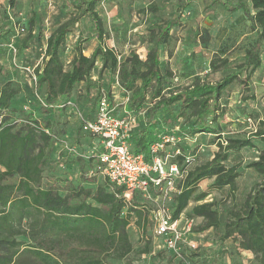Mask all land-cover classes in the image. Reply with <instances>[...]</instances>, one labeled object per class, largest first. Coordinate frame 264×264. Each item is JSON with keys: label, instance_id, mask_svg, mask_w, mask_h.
Returning a JSON list of instances; mask_svg holds the SVG:
<instances>
[{"label": "trees", "instance_id": "1", "mask_svg": "<svg viewBox=\"0 0 264 264\" xmlns=\"http://www.w3.org/2000/svg\"><path fill=\"white\" fill-rule=\"evenodd\" d=\"M97 2L72 0L73 13L45 38L40 62L34 66L22 64V69L32 68L36 77L32 81L28 75L34 84L32 96L39 118L25 113L16 103L21 84L5 78L4 66L0 63V264H134L127 227L132 216L136 217L137 224L147 219L152 210L147 199L138 191L126 198L125 188L106 178L104 182L87 183L84 168L90 162L93 164L95 156L89 154L83 160L69 155L68 149L61 145L69 136L66 129L56 127L51 117L41 116L65 105L78 85H83L84 91L97 87L104 72L112 77L111 86L96 88L94 105L85 110L84 117L93 118L101 90L113 103L111 88L114 87L123 97L128 96L120 115L129 113L133 117L128 142L134 152L148 157L150 145L158 136L168 134L180 138L177 146L181 152L172 161L185 176L172 196L171 217L178 219L191 206L188 216L203 220L198 230L212 228L217 234V240H213L215 245L232 243L230 248H218L201 262L226 264L222 258L229 250V255L236 256L250 252L255 264H264V149L246 164L260 180L241 203H233L226 210L225 219L221 220L214 202H199L225 187L228 197L234 201L235 182L241 171L237 164H228L230 157L244 148L257 147V141H264V122L247 135L225 136L218 123L222 116V93L238 79V72L228 73L215 82L196 79L173 89V74L162 63V53L178 18L161 20L149 31L146 40L142 37L148 44L143 57L136 51L122 55L106 44L110 32L96 9ZM210 3L220 5L230 14L239 11L249 31L255 34L254 40L244 48L240 64L245 70L241 83L246 85L251 73L261 64L264 0H211ZM149 11H157L156 3H150L145 13ZM186 11L189 10L183 14ZM86 16L92 22L97 43L86 55L78 39L65 65L62 54L67 51L66 36ZM25 31L30 35L31 30L23 22L13 30L1 25L0 49L10 54L7 44L14 42L15 34ZM42 40L43 36L38 33L39 48ZM16 48L19 59L20 49ZM95 70L97 76L93 79ZM139 115H143V123L137 118ZM173 116L183 118L179 126L176 122L172 127L164 122L170 123ZM75 131L76 134L81 131L91 145L93 138L82 129V122ZM201 134L211 135L209 144H214L216 150L204 163L188 168L194 153L184 152L181 143L192 142ZM185 157H189V162H185ZM62 164L70 167L71 175L60 172ZM204 180H209V184L200 190ZM205 249L208 252L210 248ZM136 252L138 256L150 254L149 242Z\"/></svg>", "mask_w": 264, "mask_h": 264}, {"label": "rangeland", "instance_id": "2", "mask_svg": "<svg viewBox=\"0 0 264 264\" xmlns=\"http://www.w3.org/2000/svg\"><path fill=\"white\" fill-rule=\"evenodd\" d=\"M71 1L0 0V26L5 25L7 30H13L18 23L23 22L28 30H31V37L25 31L22 34H15L13 38L15 45L20 49V58H17L18 51L17 55L13 57L11 53L0 49V63L4 66V77L21 84V92L16 103L24 109L25 113L29 112L33 117L39 118L40 116L36 112L38 106L32 96L35 92L34 84L30 81L29 74L22 69V64L34 66L40 62L45 38L59 23L65 21L73 13ZM210 1L191 0L189 3H185L184 0H157V11L145 13V9L150 3H154V0H98L96 9L108 30L118 31L123 28V23L109 20L108 13L112 7L116 8L115 11L121 19H126L127 24L144 25L145 40L149 31L161 20L177 17L178 23L170 30V37L163 47L162 53V63L170 68L173 74L171 87L173 89L182 88L196 79L215 82L228 73L238 72V79L222 93L220 100L222 116L218 119V123L222 127L223 136L236 133L247 135L254 128L249 126L248 117L253 121L255 128L260 126V122H264V46L261 51L260 66L251 73L247 84L243 85L241 80L245 76V70L240 64L243 62L244 48L254 40L255 34L249 31L248 25L243 19L225 11L220 5L211 4ZM185 10H189L190 14H183ZM38 33L43 36L40 48L36 41ZM78 39H81L85 53L90 52L97 43L94 27L87 16L75 23L66 36V49L69 51L62 54L65 65H67L66 61L70 59L73 46ZM135 40H138L144 49L148 47L142 37L135 38ZM24 43L27 46H24ZM122 55H126V53ZM96 76L97 71L95 70L92 74L93 79ZM111 82L112 77L104 72L97 87H110ZM97 87L93 86L84 91L83 85H78L65 105L52 109L48 114L41 115L51 117L56 127L66 129L69 136L65 138V141L68 144L69 155L81 157L83 160H87V156H89L87 139L81 131L76 134L75 130L80 124L81 118L84 117L85 110L93 107ZM111 90L116 94L119 91L114 87ZM117 100L115 112L120 115L123 111L120 110L122 99ZM115 102L113 101V104ZM137 118L141 119L140 122L143 123V115H139ZM182 119L173 116L170 123L168 120L164 122L166 125L171 124V127L176 122L179 126ZM168 128L172 129L170 126ZM210 138L209 134H201L194 137L195 140L192 142L187 140L181 143L184 152H188L189 155L194 153L188 168L200 165L212 156L216 146L209 144ZM257 144L258 146L255 148H244L230 157L228 164H237L241 171V175L235 182L234 201L228 197L227 187L220 191H214L199 201L214 202L219 209L221 220L225 219L226 210L233 203H241L260 180V177L252 169L246 167L248 162L256 158L258 151L264 149V141H257ZM55 166L56 164L53 165L54 168ZM94 166L95 161L93 164L90 162L84 168V173L86 172L84 175L88 178L87 183L104 182L105 178L103 179L100 174H93ZM65 167L62 164L60 172H69L70 174V167ZM208 184L209 180L202 181L200 190L205 189ZM152 197H154V201L147 200L149 207L153 210L150 211L147 219L141 220L140 224H137L136 217L132 216L127 227V233L133 246L131 258H133L134 264H203L204 262L201 260L206 256L213 255L218 248H230L232 244L230 241H226L222 246L213 243V240H217V234L212 228L204 231L198 230L203 220L188 216L190 206L181 213L180 219L183 220L182 222L186 219H193L191 232L187 234L186 242L179 245L177 253L168 250L164 247L165 237L155 233L153 217L156 215L157 207L162 203L170 209L171 200H160L155 191H152ZM146 242H149L150 254L138 256L136 251L142 248ZM191 243L196 244L197 247L190 248L188 244ZM205 248L210 249L207 252ZM203 251L206 252L205 255L201 254ZM158 252L159 255H156ZM229 252L226 250L222 258L227 264H255L252 258L245 253L236 256L229 255Z\"/></svg>", "mask_w": 264, "mask_h": 264}, {"label": "built area", "instance_id": "3", "mask_svg": "<svg viewBox=\"0 0 264 264\" xmlns=\"http://www.w3.org/2000/svg\"><path fill=\"white\" fill-rule=\"evenodd\" d=\"M184 14L189 15L190 12L186 11ZM16 28L18 32L19 27ZM7 48L13 57L17 55L13 41L7 44ZM24 70L30 74L32 81L36 80L32 68L26 67ZM127 99L125 94L121 101L123 111ZM115 110L116 105L101 90L93 118H81L82 129L93 138L89 149V154L95 156L93 174L98 173L109 182L123 186L126 198L138 191L145 199L154 201L152 191H155L160 200H172L185 176V172L172 161L181 152L177 146L180 138L168 134L158 136L150 145L148 157L141 152H134L128 142L133 117L129 113L118 115ZM247 121L249 126L254 127L251 130H254L255 125L251 118H247ZM185 162H189V157H185ZM153 221L155 233L165 237L164 247L176 253L179 245L186 242L193 223V219H186L184 222L180 217L172 219L171 211L164 203L157 207ZM188 246L192 249L197 247L194 243Z\"/></svg>", "mask_w": 264, "mask_h": 264}, {"label": "crops", "instance_id": "4", "mask_svg": "<svg viewBox=\"0 0 264 264\" xmlns=\"http://www.w3.org/2000/svg\"><path fill=\"white\" fill-rule=\"evenodd\" d=\"M170 1H172V0H170ZM156 2H157V0H154V3H156ZM115 10H116L115 7L110 8V11L108 13L109 20L112 19L113 21L123 23V28L121 30H118V31L109 30L110 38L108 39L106 44L109 47L114 48L118 52H121L122 54H124V53L127 54L130 51H136V52L140 53L141 57H143L145 55V49H144L143 46H141L139 44L138 40H135V38H139V37H143L144 36L143 35L144 25H142V24H138V25H136V24H132V25L131 24H127V21H125L126 19H123V18L121 19L119 17V14L116 13ZM232 15L236 16L239 19H243L244 20L243 15L239 11H236V12L232 13ZM135 48H137V49H135ZM67 51H69V50H67ZM91 51L92 50H90V52H88V53L84 52V54L89 55L91 53ZM113 93H114L113 94V100L116 101L114 104L117 106V103H118L117 99H122L123 98V94H122V92H119V91L117 92V94L114 91H113ZM121 109L123 110V106L120 107V110ZM61 145L63 147L68 148L67 147L68 144H67V142L65 140L63 141V143ZM211 145H214V144H211ZM87 148L90 149L91 145L88 144ZM242 253H245L248 256L252 257V254L250 252L244 251Z\"/></svg>", "mask_w": 264, "mask_h": 264}]
</instances>
